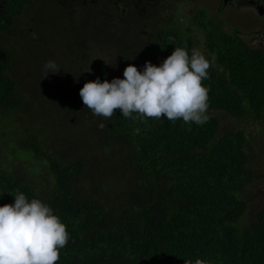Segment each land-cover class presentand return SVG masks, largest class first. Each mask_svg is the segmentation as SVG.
<instances>
[{"label": "trees", "instance_id": "1", "mask_svg": "<svg viewBox=\"0 0 264 264\" xmlns=\"http://www.w3.org/2000/svg\"><path fill=\"white\" fill-rule=\"evenodd\" d=\"M47 1L0 0V206L23 193L52 208L69 234L57 264H264V204L246 224L242 196L254 177L248 133L220 127L218 115L264 123V49L198 10L193 22L215 58L203 81L210 119L189 125L117 111L105 120L83 105L85 82L123 79L129 64L159 66L192 42L131 0H95L101 22L87 26L90 0ZM107 13L127 16V28L115 32ZM145 48L152 59L138 54ZM110 50L121 67L113 74ZM49 59L60 72L43 78Z\"/></svg>", "mask_w": 264, "mask_h": 264}, {"label": "clouds", "instance_id": "2", "mask_svg": "<svg viewBox=\"0 0 264 264\" xmlns=\"http://www.w3.org/2000/svg\"><path fill=\"white\" fill-rule=\"evenodd\" d=\"M214 59L198 49L189 53L184 47H175L159 66L146 61L141 72L129 64L123 79L85 82L79 96L94 116L105 120L119 111L125 118H135L136 114L141 119L164 117L202 125L210 119L208 89L203 81L208 79ZM42 71L44 78L60 69L49 59ZM98 127L103 129L105 124ZM68 241L66 225L40 199L29 200L19 193L14 203L0 206V264H57ZM195 264L208 262L197 258Z\"/></svg>", "mask_w": 264, "mask_h": 264}, {"label": "rangeland", "instance_id": "3", "mask_svg": "<svg viewBox=\"0 0 264 264\" xmlns=\"http://www.w3.org/2000/svg\"><path fill=\"white\" fill-rule=\"evenodd\" d=\"M161 2L162 4L159 6L160 10L157 9L154 11H158V13L163 15H161L162 17L158 20L156 14L153 13L155 16V19L153 20L154 23L160 22L166 27L178 28L180 34L192 42L191 50L198 49L202 51L206 57V29L202 25L193 22L195 13L198 10L205 13L208 9L209 14L211 15V21L214 24L220 22L222 29L230 35L240 39L249 47L264 49V13L257 14V11L249 3H246L243 0H237L234 4L230 3L226 5L222 3V0H161ZM122 3L123 2H118V5L122 6ZM99 7L102 8L101 5L98 6L93 4L88 5V7L84 9V15L88 14L91 16L84 21L85 26H87L88 22H91V25L101 22V17L97 15ZM29 13L30 18L28 17V20L33 21L34 18L31 17L34 16V13L33 11H30ZM204 15L209 18L208 14ZM111 20H114L115 22L111 25V27L113 29L117 28L115 31L117 33L120 32V30H125L128 26L124 23L123 19L110 13V21ZM34 21H37V19ZM78 21L81 20L78 19ZM137 26H140L139 23L135 24L134 29ZM23 27V24H20L18 29H23ZM207 27H209L208 24ZM135 31L142 35L146 34V32L140 27L138 30L135 29ZM78 32L82 33L83 31L81 30ZM139 34H137L138 37H140ZM6 39L10 40V37H7ZM9 45L12 47L15 43L11 41V44L9 43ZM110 51L113 57H111V59L108 58L106 66L109 69L108 72L113 74L114 69L117 71V69H121V67L119 66V59L115 56L116 53L113 50ZM72 52L73 50L71 53ZM102 54L105 58L109 56L107 51H104ZM138 54H141L144 59L147 58L150 60L152 59L150 57H153V51L147 48H145L144 52L141 51V53ZM120 60H123V58ZM20 69H22V67H20ZM86 69L87 67H85V72H87ZM17 71L18 70L15 69L13 74L16 75ZM218 115L223 118L220 119V127L224 125L225 129L243 128L248 133L246 149L249 152V166L252 167L254 171V177L251 183L242 191V196L249 204L248 211L245 214L246 224H249V222L254 218V212L257 208L264 204V123L263 121L256 119V117L233 118L231 115L223 112H218Z\"/></svg>", "mask_w": 264, "mask_h": 264}, {"label": "flooded vegetation", "instance_id": "4", "mask_svg": "<svg viewBox=\"0 0 264 264\" xmlns=\"http://www.w3.org/2000/svg\"><path fill=\"white\" fill-rule=\"evenodd\" d=\"M90 1H91V3H89L88 5L96 4V5L100 6V4L96 3L95 0H90ZM236 1L237 0H228V2L223 3V1H222V3L225 4V5L226 4H230V3L234 4ZM243 1H245L246 3H249L257 11V14L264 13V0H243ZM37 2H40V0H37ZM43 2L46 4L48 1L47 0H43ZM85 2H89V0H86ZM118 2H120V1H118ZM118 2L114 4V7L116 9L124 10V8H123V4L124 3H122V6H119ZM132 2L136 6H141V7L147 6V7H151L153 10H157V9L160 10L159 6H160V4H162L161 0H153V2L152 1L146 2L145 0H135V1H132ZM155 12L157 13L156 17L159 20V18H161L162 17L161 15H163V14L158 13V11H155ZM159 12H161V11H159ZM107 14H108V23L109 22L111 23L113 20L110 21V14L109 13H107ZM204 14H208L209 18L211 19V15L209 14V10L208 9L206 10V12ZM111 18H113V17H111ZM126 18H127V16H124L121 19H123L125 21Z\"/></svg>", "mask_w": 264, "mask_h": 264}, {"label": "water", "instance_id": "5", "mask_svg": "<svg viewBox=\"0 0 264 264\" xmlns=\"http://www.w3.org/2000/svg\"><path fill=\"white\" fill-rule=\"evenodd\" d=\"M223 1V3H226V2H228V0H222Z\"/></svg>", "mask_w": 264, "mask_h": 264}]
</instances>
